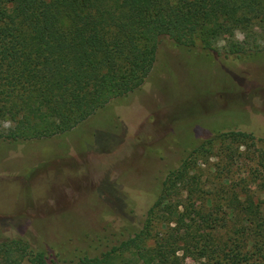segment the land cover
<instances>
[{
  "label": "rangeland",
  "instance_id": "rangeland-1",
  "mask_svg": "<svg viewBox=\"0 0 264 264\" xmlns=\"http://www.w3.org/2000/svg\"><path fill=\"white\" fill-rule=\"evenodd\" d=\"M255 33L257 47H246L242 59L225 57L222 41L206 51L199 42L187 49L161 38L139 90L65 134L2 144L0 243L11 238L33 248L70 249L126 220L138 227L167 172L183 163L197 178L198 190L190 193L177 184L164 202L222 217L219 238L227 240L234 231L226 208L230 198L249 194L264 209V171L258 164L264 151V28ZM236 39L243 35L238 32ZM159 216L153 215L148 244L167 231ZM190 223L195 237L209 231L200 217ZM13 258V264H27ZM186 261L211 264L207 258ZM249 261L257 264L255 258Z\"/></svg>",
  "mask_w": 264,
  "mask_h": 264
},
{
  "label": "trees",
  "instance_id": "trees-1",
  "mask_svg": "<svg viewBox=\"0 0 264 264\" xmlns=\"http://www.w3.org/2000/svg\"><path fill=\"white\" fill-rule=\"evenodd\" d=\"M256 27L264 28V0H0V146L70 132L139 90L161 38L187 49L199 42L206 51L222 41L225 57L242 59L246 47H257ZM258 157L264 171V151ZM180 183L190 193L199 187L185 163L167 172L138 227L126 220L70 249L33 248L6 238L0 243L3 262L13 264L16 255L27 264H188L187 258H207L211 264H251L255 258L264 264L261 201L249 194L230 198L226 208L234 231L222 241V217L164 202ZM159 214L167 231L148 244L153 215ZM195 217L209 227L196 237L190 223Z\"/></svg>",
  "mask_w": 264,
  "mask_h": 264
}]
</instances>
